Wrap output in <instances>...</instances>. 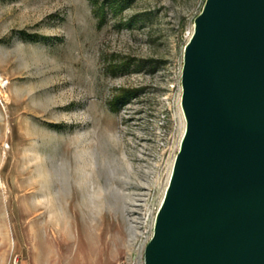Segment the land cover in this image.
Listing matches in <instances>:
<instances>
[{
    "label": "rangeland",
    "instance_id": "obj_1",
    "mask_svg": "<svg viewBox=\"0 0 264 264\" xmlns=\"http://www.w3.org/2000/svg\"><path fill=\"white\" fill-rule=\"evenodd\" d=\"M204 3L0 0V264H143Z\"/></svg>",
    "mask_w": 264,
    "mask_h": 264
},
{
    "label": "water",
    "instance_id": "obj_2",
    "mask_svg": "<svg viewBox=\"0 0 264 264\" xmlns=\"http://www.w3.org/2000/svg\"><path fill=\"white\" fill-rule=\"evenodd\" d=\"M180 82L185 130L143 264H264V0H205Z\"/></svg>",
    "mask_w": 264,
    "mask_h": 264
},
{
    "label": "bare ground",
    "instance_id": "obj_3",
    "mask_svg": "<svg viewBox=\"0 0 264 264\" xmlns=\"http://www.w3.org/2000/svg\"><path fill=\"white\" fill-rule=\"evenodd\" d=\"M1 87H3V83H2L1 76H0V89H1ZM5 99H7V98L5 97Z\"/></svg>",
    "mask_w": 264,
    "mask_h": 264
}]
</instances>
